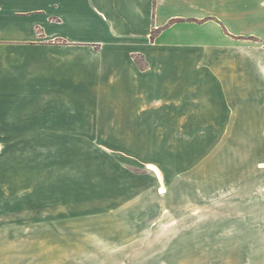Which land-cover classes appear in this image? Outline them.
I'll return each instance as SVG.
<instances>
[{
  "label": "crops",
  "instance_id": "obj_1",
  "mask_svg": "<svg viewBox=\"0 0 264 264\" xmlns=\"http://www.w3.org/2000/svg\"><path fill=\"white\" fill-rule=\"evenodd\" d=\"M196 3L202 8L178 14L177 0H0V150L5 142L32 148L34 134L86 131L80 118L54 110L78 101L83 66L91 85L130 80L135 95L151 102H166L178 88L185 97L175 100L185 101L202 133L211 132V117L216 133H264V0H190ZM260 166L256 189H235L205 206L197 242L186 234L172 243L176 261L264 264ZM3 175L5 210L23 200L3 194Z\"/></svg>",
  "mask_w": 264,
  "mask_h": 264
},
{
  "label": "rangeland",
  "instance_id": "obj_2",
  "mask_svg": "<svg viewBox=\"0 0 264 264\" xmlns=\"http://www.w3.org/2000/svg\"><path fill=\"white\" fill-rule=\"evenodd\" d=\"M197 4L177 0L176 12ZM88 73L83 66L78 101L54 109L80 118L86 131L34 134L27 150L1 144V190L23 201L0 209V264H182L171 245L186 234L197 242L205 206L263 182L255 180L264 133H216V117L202 133L185 101L175 100L185 97L178 88L166 102H151L130 80L94 86ZM217 105L210 103L212 115Z\"/></svg>",
  "mask_w": 264,
  "mask_h": 264
},
{
  "label": "bare ground",
  "instance_id": "obj_3",
  "mask_svg": "<svg viewBox=\"0 0 264 264\" xmlns=\"http://www.w3.org/2000/svg\"><path fill=\"white\" fill-rule=\"evenodd\" d=\"M164 189L161 190V193H163Z\"/></svg>",
  "mask_w": 264,
  "mask_h": 264
},
{
  "label": "trees",
  "instance_id": "obj_4",
  "mask_svg": "<svg viewBox=\"0 0 264 264\" xmlns=\"http://www.w3.org/2000/svg\"><path fill=\"white\" fill-rule=\"evenodd\" d=\"M178 22V21H177ZM173 23H175V22H173ZM153 36V35H152Z\"/></svg>",
  "mask_w": 264,
  "mask_h": 264
}]
</instances>
